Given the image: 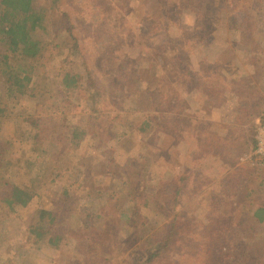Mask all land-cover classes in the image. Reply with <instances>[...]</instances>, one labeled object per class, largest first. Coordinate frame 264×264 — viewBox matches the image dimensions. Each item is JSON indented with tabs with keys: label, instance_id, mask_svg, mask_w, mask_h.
<instances>
[{
	"label": "rangeland",
	"instance_id": "rangeland-1",
	"mask_svg": "<svg viewBox=\"0 0 264 264\" xmlns=\"http://www.w3.org/2000/svg\"><path fill=\"white\" fill-rule=\"evenodd\" d=\"M58 2L55 25L40 31L44 55L12 59L35 84L0 119V190L25 185L35 197L12 214L0 195V264H264V223L254 215L264 164L253 141L264 121V0ZM76 39L90 62L59 61L68 50L57 45ZM62 69L81 73L79 89L62 86ZM28 113L55 131L46 178L18 136L34 124ZM67 183L86 204L68 201L61 218L74 231L55 248L29 230Z\"/></svg>",
	"mask_w": 264,
	"mask_h": 264
},
{
	"label": "trees",
	"instance_id": "trees-1",
	"mask_svg": "<svg viewBox=\"0 0 264 264\" xmlns=\"http://www.w3.org/2000/svg\"><path fill=\"white\" fill-rule=\"evenodd\" d=\"M59 5L58 0H52V4L50 5H38L34 2V0H0V47H4V50L0 53V61L1 66H5L3 69L0 70V98L6 97L7 95L10 98H16L11 105H7L8 103L2 104L0 101V119L3 118L5 114H15L14 110L20 105L18 104V96L27 95L30 98L32 97L31 94H27V89H32L34 86L30 87L31 85L35 84L33 77L26 71L19 66L17 63H13L12 59L14 55H21L27 56L32 59L34 57H42L47 50L46 41H44V35L40 33L41 29L48 30L49 26L52 28L56 21L57 17L53 13V8H57ZM88 32L87 34H89ZM80 40L76 39L72 45L68 46L66 44H59L57 47H62V50H68V55L65 53H59V61L68 58L69 61L79 63L80 57L84 63L90 62L88 57L85 56L84 52H80ZM98 43V42H97ZM62 66L64 65V61L62 62ZM223 73H226L225 70H221ZM220 71V72H221ZM61 72L64 73L62 78V86L66 87L67 89H73V91L79 89L82 85V78L81 73H77L74 71H67L62 69ZM4 79L1 80V78ZM238 85L239 82L236 81ZM95 109L98 111L99 107L94 100ZM13 108V110H11ZM26 110V109H25ZM94 110V112L96 111ZM29 115H24L23 119L25 122L32 121L33 126L28 128L27 126H23L19 135V138L25 140V143H29L31 150L33 152L29 153V158L35 159V161H30L29 164H33L35 167V171L39 174L38 176L45 178L51 174V169L48 167L51 163H46L45 158L48 157V153L46 151V142L50 140L56 141L55 138V131L50 127V129H44V118L42 117H32V113H28ZM126 122L130 123V118ZM145 124V123H144ZM141 127V126H140ZM80 129V130H79ZM43 130V131H42ZM42 131V133H41ZM75 131H80L82 135L85 133V130L81 127L76 128ZM137 131V129H135ZM72 132V130L70 131ZM84 136V135H83ZM44 138V139H43ZM77 138V134L73 132V134H68L65 136V140H73L75 141ZM17 141V139L15 138ZM33 141V144L31 141ZM38 141V142H37ZM40 143L44 146V150L42 151V156L40 155L38 149L32 147V145H38ZM255 142L254 147H257V140L256 138L253 139ZM13 141H7L6 145H11ZM0 143L4 147V140L0 135ZM45 144V145H44ZM31 153L33 154L31 156ZM78 152L72 153L70 159L72 162L77 157ZM40 156V159H39ZM38 157V158H37ZM44 160V163L43 161ZM92 166H93V160ZM75 162V161H74ZM47 164V165H46ZM122 163H119V166ZM110 166V165H109ZM33 167V168H34ZM78 172L81 171L79 165ZM92 168V167H91ZM127 169V168H126ZM107 170H109L107 168ZM47 171H49L47 173ZM93 170L91 169V172ZM97 178V176H95ZM55 177L51 176L49 182L53 183L55 181ZM5 184H0L2 187ZM74 185L67 183L64 185H60V189L54 191L53 194L55 195V200L51 204V206H46L41 209L39 213V222L35 231L31 229L29 233L38 239H43L46 241L47 244L53 246L55 248L62 247L65 245L67 241H69V235L72 236L74 228L73 225L69 222H64L62 218L68 216V201H71L73 204H76L84 207L86 203L79 202V200H74L76 196V192L74 190ZM10 187V192L5 196L4 193L0 190V195L3 196V201L8 204L12 214H16L19 209H23L27 207L35 197V193L32 189H28L25 185H8ZM30 188V187H29ZM86 200L85 197L81 198V200ZM87 211V210H86ZM137 209L133 206H129L127 208V215L126 218L129 222H132L135 218ZM88 214H91L88 211ZM156 216L159 215L158 209L156 212ZM254 215L257 217L258 221L262 224L264 223V206L258 207L254 211ZM100 216V215H98ZM62 217V218H61ZM66 221V220H65ZM87 222V221H86ZM65 223L64 227H61V224ZM127 230H129L126 227ZM130 231V230H129ZM80 238V237H78ZM83 239L79 242L77 246L84 247L86 242L88 241V235L82 237ZM85 238V239H84ZM62 243V244H61ZM26 256L25 258H28ZM21 258H24V254ZM25 259H23L24 261Z\"/></svg>",
	"mask_w": 264,
	"mask_h": 264
},
{
	"label": "built area",
	"instance_id": "built-area-1",
	"mask_svg": "<svg viewBox=\"0 0 264 264\" xmlns=\"http://www.w3.org/2000/svg\"><path fill=\"white\" fill-rule=\"evenodd\" d=\"M257 147H256V155L257 161H261L264 164V121L259 125L256 135Z\"/></svg>",
	"mask_w": 264,
	"mask_h": 264
}]
</instances>
